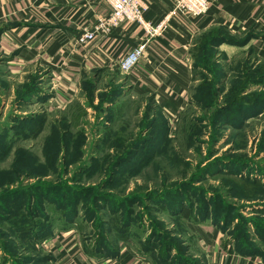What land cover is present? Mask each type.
<instances>
[{
    "label": "rangeland",
    "instance_id": "rangeland-1",
    "mask_svg": "<svg viewBox=\"0 0 264 264\" xmlns=\"http://www.w3.org/2000/svg\"><path fill=\"white\" fill-rule=\"evenodd\" d=\"M215 40L192 48L191 104L172 123L119 73L48 110L0 62V264H50L42 228L67 223L96 254L128 242L155 264H201L183 210L264 256V59Z\"/></svg>",
    "mask_w": 264,
    "mask_h": 264
},
{
    "label": "crops",
    "instance_id": "crops-1",
    "mask_svg": "<svg viewBox=\"0 0 264 264\" xmlns=\"http://www.w3.org/2000/svg\"><path fill=\"white\" fill-rule=\"evenodd\" d=\"M175 1L145 0L147 19L158 22ZM210 2L204 16H174L164 36L149 45L137 67L125 71L119 59L142 41L137 24H123L108 35L78 43L84 30L110 12L105 0H0V62L16 83L29 82L26 86L33 90L29 101L48 110L81 100L86 78L119 73L133 92L151 97L172 123L191 104V50L199 36L215 28L237 40L250 35L241 47L264 59V0ZM236 46L224 43L220 48L236 51ZM187 226L201 264H264L263 255L239 252L228 245L215 224L189 220ZM51 228L53 233L40 242L50 264L156 263L128 242L118 243L114 255L91 252L76 223Z\"/></svg>",
    "mask_w": 264,
    "mask_h": 264
},
{
    "label": "built area",
    "instance_id": "built-area-1",
    "mask_svg": "<svg viewBox=\"0 0 264 264\" xmlns=\"http://www.w3.org/2000/svg\"><path fill=\"white\" fill-rule=\"evenodd\" d=\"M105 2L109 5L110 12L84 30L78 43L91 42L99 34L108 35L123 24H137L143 33L142 41L119 59V66L125 71L137 67L149 45L164 36L174 16L189 14L201 17L207 14L211 7L210 0H176L174 6L161 20L153 22L146 17L148 4L145 0H105Z\"/></svg>",
    "mask_w": 264,
    "mask_h": 264
},
{
    "label": "trees",
    "instance_id": "trees-1",
    "mask_svg": "<svg viewBox=\"0 0 264 264\" xmlns=\"http://www.w3.org/2000/svg\"><path fill=\"white\" fill-rule=\"evenodd\" d=\"M202 35H205L206 36V38L208 39V40H210L211 39V41H214L215 39V41H218L217 43L219 44V45H222V44H224V43H231V44H234L235 42H240V43H238V44H240V45H245V43H247L252 37L249 35V36H247L245 39H243V40H237V39H234V38H230V37H227L228 36V33H227V31H224V30H220V29H218V28H215V29H212V30H210L209 32H206V33H204V34H202ZM249 82L248 81H246L245 83H244V85H242V86H240V89L238 88V91L240 90V92H242V93H246V92H248L249 91V89L250 88H247V87H249ZM246 89V90H245ZM184 211V213H183V215H184V217L185 218H188L189 220H192V217L190 216V213L188 212V211H186L185 212V210H183ZM72 223H74V222H72ZM67 224H69V223H67ZM51 233H53V230H52V228H51V226H48L47 224L44 226V228H42V234H41V236L39 237V241H42L43 239H45V238H47L48 237V235H50ZM117 247V246H116ZM116 247L114 248L115 250L114 251H112V252H109L108 254H112V255H114L115 253L114 252H116L117 250H116ZM244 253H246L245 251H243ZM101 254H106V252L105 251H101L100 252ZM114 253V254H113Z\"/></svg>",
    "mask_w": 264,
    "mask_h": 264
}]
</instances>
